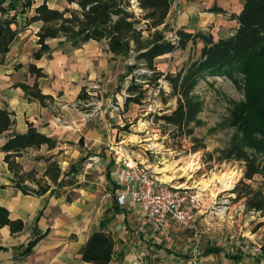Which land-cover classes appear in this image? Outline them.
I'll return each mask as SVG.
<instances>
[{
    "label": "crops",
    "instance_id": "crops-1",
    "mask_svg": "<svg viewBox=\"0 0 264 264\" xmlns=\"http://www.w3.org/2000/svg\"><path fill=\"white\" fill-rule=\"evenodd\" d=\"M171 3L166 22L170 32H174L173 38L178 29L210 32L216 39L226 37L238 26L232 14H239L244 5L243 0H171ZM214 7L222 10H214ZM40 26V22H35L25 27L0 63V103L8 104L14 119L12 129L0 135V205L10 211L12 219H21L25 224L16 233H12L9 226L0 229V264H96L83 258L86 244L96 231L109 233L114 238L113 255L108 264H264V225L244 230L242 226L237 229L227 223L226 231L220 229L227 241L208 239L218 230L206 214L214 200L205 198L203 192L196 206L197 221L203 230L198 238L173 219L159 224L148 220L129 196L125 205L118 204L116 191L125 158H134L149 166L162 182L173 184L171 182L182 174L173 171L169 174L174 178L166 180L158 172L165 167L157 165L154 156L129 146L130 140L124 132L131 131L122 129L126 125L122 118L136 104L125 108V98L121 96L117 102L121 110L117 112L109 105L102 106L98 100L91 102L92 108L95 107L92 113H84V103L77 100L84 86L82 77L85 69L90 70V76H96V69L83 68V53L76 54L82 57L77 63H73L69 55L58 59L56 51L51 59L46 55L34 59L33 52L39 47ZM67 46L70 44L64 48ZM80 49L82 47L76 48ZM175 52L159 56L158 68H161V60ZM61 61L72 68H54ZM31 62L46 72L47 76L40 77L38 82L44 94L54 97L53 102L42 105L38 100H30L20 86H15L18 82H34L35 77L28 70ZM24 74L29 75L31 83L24 80ZM119 83L123 84L120 80ZM29 123L57 139L58 146L51 150L47 145L26 149L18 158L25 170L35 168L43 174L46 162L36 157L46 154L55 157L60 153L63 173L77 165L76 173L67 175L63 185L54 192L42 195L22 192L12 182L13 174L4 161L2 146L13 132L26 133ZM82 158L84 161L79 163ZM187 183L186 180L174 185ZM41 234L44 236L33 250L24 254L29 243ZM260 247L261 251H256Z\"/></svg>",
    "mask_w": 264,
    "mask_h": 264
},
{
    "label": "trees",
    "instance_id": "trees-1",
    "mask_svg": "<svg viewBox=\"0 0 264 264\" xmlns=\"http://www.w3.org/2000/svg\"><path fill=\"white\" fill-rule=\"evenodd\" d=\"M67 1L68 5L59 9L51 7L47 0L39 4L35 0H0V63L20 32L30 24L40 22L37 32L39 47L33 52L34 59H41L45 55L50 59L53 57L54 48L49 43L52 39L58 40L60 48L66 44L80 48L90 41L105 43L107 51L114 57L132 58L126 72L120 77V82H124L125 77L131 76L126 87L125 108L130 104L144 103L149 87H155L165 105L170 98L176 100L171 112L155 115L156 122L162 121L163 126L170 127L175 135L191 137L195 127L202 124L200 114L204 110V100L195 90L200 81L209 76H226L235 83L241 82L245 100L237 106L236 117L242 121L241 126L245 124L249 127L248 119H259L264 126V0H243L241 12L232 14L238 26L226 37L216 39L210 32L178 29L173 40L166 35L171 0ZM214 10L222 9L214 7ZM199 42L203 44L199 56L190 55L177 72L165 73L158 69L156 60L159 56ZM28 70L35 77L34 82H18L15 86H20L30 100H38L42 105L53 102L54 97L44 94L38 82L40 77L47 76L44 69L31 62ZM162 80L168 83L170 91L163 88ZM92 99V94L84 85L77 100L88 103L89 110L93 106ZM247 113L251 115L245 117ZM12 115L8 104L0 103V135L12 129ZM122 129L131 131L126 126ZM249 137L250 140L244 142L234 138L229 146L220 150L219 161L234 159L244 162L243 178L231 192L236 194L235 200H245L247 211L260 212L264 216V190L247 182L264 171L259 157L250 152L247 146L256 148L259 144L264 145V142H258L253 135ZM257 142L259 144L255 146ZM42 145H47L51 150L58 146V140L29 123L26 133L13 132L2 146L4 161L13 174L12 182L26 194L54 192L63 185L67 175L77 171V165L74 164L68 172L63 173L54 154L36 157L47 163L43 174H39L35 168L25 170L18 158L22 157L26 149H40ZM208 155L213 159L214 153L209 152ZM82 161L84 158L79 163ZM24 225V221L12 219L10 211L0 205V229L9 226L11 232L16 233ZM259 225H264V221ZM43 236L35 237L24 254H29ZM114 244V238L109 233L96 231L86 244L83 258L96 264H108L112 259Z\"/></svg>",
    "mask_w": 264,
    "mask_h": 264
},
{
    "label": "rangeland",
    "instance_id": "rangeland-1",
    "mask_svg": "<svg viewBox=\"0 0 264 264\" xmlns=\"http://www.w3.org/2000/svg\"><path fill=\"white\" fill-rule=\"evenodd\" d=\"M42 1L35 0L36 4ZM47 1L50 6L59 9H63L68 5L67 0ZM166 35L171 39L174 32L172 34L168 28ZM50 44L54 47L55 57L58 59H64L66 55H69L73 57V63H77L79 58L82 57L76 54L83 53V68H95L97 73L96 76H90V70L85 69L82 77L84 85L87 86L93 96L92 102L100 100L102 106L109 105L116 112L121 110L120 107L116 108L118 106L117 102H119L121 96L125 98L124 96L127 95L126 86L131 76L125 77L123 84L119 83V77H121L122 72H126L127 65L132 62V58L114 57L107 51L106 44L102 42H89L83 45L80 50H76L71 45V47H62L64 49L61 50L58 46V40ZM201 45V42L198 44L190 43L186 49L176 50L173 55L161 60V68L158 69L165 73L177 72L187 62L190 55L199 56ZM64 63L61 61V64L54 65L56 66L54 68H72L64 66ZM24 80L29 83L32 82L28 74H24ZM161 84L166 91H170L166 81L162 80ZM240 84L235 83L226 76H209L200 81L195 91L204 100V110L200 114L202 124L195 127L194 135L191 137L175 135L176 133L172 132L170 127L163 126L162 121L156 122L155 115L171 112L176 106V100L170 98L168 104L165 105L160 99L158 90L153 86L149 87L148 97L144 103L132 106L130 111H126V116L122 118L123 123H126L125 126L131 130V133L124 132L130 140L129 146L131 148H141L154 156L156 164L165 167L163 169L165 171H158V166H156L157 171L161 173L160 176L166 179V174L170 175L173 174V171H176V174H182V177L177 179L178 182L173 181L171 183L180 184L182 181L187 180V185H192V188L198 187L203 191L205 198L209 197L214 200L211 201L206 214L210 216L215 230L218 231L212 235L210 234V238L207 235L209 240L220 241L226 239L225 233L221 234L220 229L223 228L226 231L227 223L232 228L238 229L242 226L244 230H255L261 223L258 220H264V216L260 212L247 211L244 199L235 200L236 194H233L230 188L222 190L220 182L222 177L231 176L233 185L235 181H237V185L243 178L245 169L244 162L239 160L219 161L221 149L229 146L234 138L242 142L247 139L250 140V135L258 139V142H264L262 121L248 119L247 125L249 128L245 124L241 126L242 121L236 117L238 114L236 113L237 106L245 100L244 90ZM87 108L88 103L84 102L83 111L85 114L92 113L95 109V107L89 108V110ZM250 115L247 113L245 117ZM261 126H263V130L260 131ZM258 142L255 143V146L259 144ZM247 148L257 155L264 165V145L259 144L256 148L248 145ZM209 152L214 153L213 159L209 157ZM114 153L115 150H113ZM54 158L58 163L62 159L60 153L55 154ZM42 161L45 162V160ZM44 164L47 166V163ZM39 174L42 173L39 172ZM170 176L174 178L173 175ZM247 182L255 188L264 190V171L256 175L253 180H247ZM226 198L230 200V203L223 204L222 201ZM224 206H227L226 214H218V210ZM227 239L231 240L230 238Z\"/></svg>",
    "mask_w": 264,
    "mask_h": 264
},
{
    "label": "built area",
    "instance_id": "built-area-1",
    "mask_svg": "<svg viewBox=\"0 0 264 264\" xmlns=\"http://www.w3.org/2000/svg\"><path fill=\"white\" fill-rule=\"evenodd\" d=\"M116 108L118 109L119 105ZM123 164L124 168L119 175L120 186L116 191L119 205H125L129 196L132 202L141 207L148 220L159 224L167 219H173L192 230L197 238L202 235L203 230L198 224L195 208L203 191L187 184L181 186L162 182L152 168L134 158H125ZM236 183L237 181L231 190ZM222 202L227 204L230 200L226 198ZM226 208L227 206H224L217 213L226 214ZM256 251H261V247Z\"/></svg>",
    "mask_w": 264,
    "mask_h": 264
},
{
    "label": "bare ground",
    "instance_id": "bare-ground-1",
    "mask_svg": "<svg viewBox=\"0 0 264 264\" xmlns=\"http://www.w3.org/2000/svg\"><path fill=\"white\" fill-rule=\"evenodd\" d=\"M166 177V180L170 181L173 179L172 176L170 175H165ZM221 182V187H222V190H226V189H229L233 186V180H232V177L231 176H224L222 177V179L220 180Z\"/></svg>",
    "mask_w": 264,
    "mask_h": 264
}]
</instances>
